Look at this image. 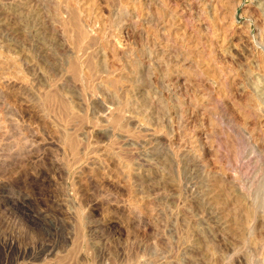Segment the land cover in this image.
<instances>
[{"label": "rangeland", "instance_id": "obj_1", "mask_svg": "<svg viewBox=\"0 0 264 264\" xmlns=\"http://www.w3.org/2000/svg\"><path fill=\"white\" fill-rule=\"evenodd\" d=\"M0 264H264V0H0Z\"/></svg>", "mask_w": 264, "mask_h": 264}, {"label": "bare ground", "instance_id": "obj_2", "mask_svg": "<svg viewBox=\"0 0 264 264\" xmlns=\"http://www.w3.org/2000/svg\"><path fill=\"white\" fill-rule=\"evenodd\" d=\"M70 14H72V13H70ZM76 15V14H75ZM69 16V15H68ZM79 24V23H78ZM78 24H77V22H76V19H75V17H74V15H72V17H71V27L73 28V30H75V33L77 34V36L79 37V36H81V34H84V33H81V31H80V29H79V26H78ZM69 25V24H68ZM80 25V24H79ZM74 32V31H73ZM83 36V35H82ZM81 36V37H82ZM85 36V35H84ZM75 37V36H74ZM83 38V37H82ZM79 39H81V38H79ZM49 99V101H50V98H48ZM65 104V103H64ZM61 105V104H60ZM63 105V104H62ZM68 106V105H67ZM66 106V107H67ZM63 107V106H62ZM61 107V108H62ZM66 107L64 106V108L63 109H65L64 111L66 112V111H68L67 109H66ZM60 109V108H59ZM61 112V111H60ZM62 113V112H61ZM64 113V112H63ZM71 142V141H70ZM69 145V144H68ZM70 145H72V144H70ZM75 144H73L72 146H74ZM74 149V148H73ZM251 211H249V213H250ZM248 213V214H249ZM247 214V215H248ZM251 215V214H250ZM78 232V231H77ZM29 233V232H28ZM78 234V233H77ZM80 234V233H79ZM29 236V235H28ZM45 240V239H44ZM9 244V243H8ZM13 248V247H12ZM43 249V248H42ZM2 250V249H1ZM6 251H8V250H6ZM23 251V250H22ZM46 251V250H45ZM5 253V252H4ZM13 253V252H12ZM11 253V254H12ZM29 254V253H28ZM16 255V254H15ZM31 257V256H30ZM13 258V257H12ZM6 259V258H5ZM16 261V260H15Z\"/></svg>", "mask_w": 264, "mask_h": 264}]
</instances>
